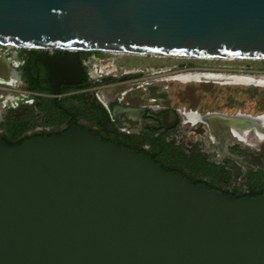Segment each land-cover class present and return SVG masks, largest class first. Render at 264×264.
Instances as JSON below:
<instances>
[{
  "label": "water",
  "instance_id": "water-1",
  "mask_svg": "<svg viewBox=\"0 0 264 264\" xmlns=\"http://www.w3.org/2000/svg\"><path fill=\"white\" fill-rule=\"evenodd\" d=\"M0 43L64 48L55 88L79 80V49L264 59V0H0ZM0 264H264V194L233 198L74 124L0 139Z\"/></svg>",
  "mask_w": 264,
  "mask_h": 264
},
{
  "label": "flooded vegetation",
  "instance_id": "flooded-vegetation-1",
  "mask_svg": "<svg viewBox=\"0 0 264 264\" xmlns=\"http://www.w3.org/2000/svg\"><path fill=\"white\" fill-rule=\"evenodd\" d=\"M64 54L0 43V139L14 145L74 124L233 198L264 194V111L172 103V77L201 71L186 64L118 71L103 63L111 53L93 49L76 51L79 80L55 88L49 76Z\"/></svg>",
  "mask_w": 264,
  "mask_h": 264
},
{
  "label": "rangeland",
  "instance_id": "rangeland-1",
  "mask_svg": "<svg viewBox=\"0 0 264 264\" xmlns=\"http://www.w3.org/2000/svg\"><path fill=\"white\" fill-rule=\"evenodd\" d=\"M103 63L117 66L118 71L145 66L179 68L186 64L203 72L264 74V59L195 58L113 52L103 60ZM172 80L168 84L171 96L169 100L172 103L197 106L201 110L240 107L247 111H264V87L262 86L221 84L213 79L199 82Z\"/></svg>",
  "mask_w": 264,
  "mask_h": 264
},
{
  "label": "bare ground",
  "instance_id": "bare-ground-1",
  "mask_svg": "<svg viewBox=\"0 0 264 264\" xmlns=\"http://www.w3.org/2000/svg\"><path fill=\"white\" fill-rule=\"evenodd\" d=\"M119 53V52H115ZM213 79L221 84H241V85H254L264 87V75H254L248 73L238 74H225V73H214V72H185L178 73L172 78L181 82H199L201 78ZM264 117V116H263Z\"/></svg>",
  "mask_w": 264,
  "mask_h": 264
}]
</instances>
